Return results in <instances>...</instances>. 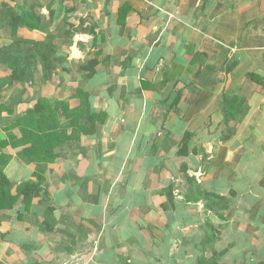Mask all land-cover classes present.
Wrapping results in <instances>:
<instances>
[{
  "label": "crops",
  "instance_id": "1",
  "mask_svg": "<svg viewBox=\"0 0 264 264\" xmlns=\"http://www.w3.org/2000/svg\"><path fill=\"white\" fill-rule=\"evenodd\" d=\"M0 142V264H264V0H0Z\"/></svg>",
  "mask_w": 264,
  "mask_h": 264
},
{
  "label": "trees",
  "instance_id": "2",
  "mask_svg": "<svg viewBox=\"0 0 264 264\" xmlns=\"http://www.w3.org/2000/svg\"><path fill=\"white\" fill-rule=\"evenodd\" d=\"M42 44H39V46ZM50 70H54V66L50 67ZM94 73V70L90 71V75H92ZM45 101V103H48L46 99H41L36 107H35V111L37 112V108L39 107V105L41 104V102ZM49 105V109L51 111V115L54 117H58L60 118L61 116V120H63V125H68V124H74V122H70L67 123L66 121L68 119H73L74 120V109L71 108L70 104L68 101H57L54 103H49L47 104ZM60 110H63V112L61 113V115L59 114ZM21 125H23V121L21 120ZM42 128V127H40ZM14 140V139H13ZM51 140L53 141V137H51L49 134H43V135H38L36 133L32 132H28V134H26L25 132H22V137L19 138V141H17V143H19V145H25V144H29L31 143V147L27 148L24 150L23 154H25L31 162L33 161H39L41 158L40 155V147H42L43 145H47V142ZM7 142H0L1 146H6ZM3 157V158H2ZM0 158L3 159V162H0V208L2 209H6V208H11L13 207V205L15 204V202L17 201L19 196H23L25 197L26 201L28 202L29 199L32 197V195L39 189V187L41 186L42 182H43V177L36 174L35 178L38 179L39 181H31V182H21L18 185L17 188V193L16 194H12V184L9 181V179L6 177L5 173H4V167L7 164V161L9 160V157H5V156H1ZM45 159H47V157H44ZM38 182V183H37ZM206 199V205H211V204H215L217 203V197H215L213 194H207ZM212 208V207H211ZM215 232V231H214ZM217 237H215L212 241L216 240ZM220 257H221V253H217L214 252L213 256L211 258H206L201 259V264H223L220 261Z\"/></svg>",
  "mask_w": 264,
  "mask_h": 264
},
{
  "label": "rangeland",
  "instance_id": "3",
  "mask_svg": "<svg viewBox=\"0 0 264 264\" xmlns=\"http://www.w3.org/2000/svg\"><path fill=\"white\" fill-rule=\"evenodd\" d=\"M77 257H79V256H77Z\"/></svg>",
  "mask_w": 264,
  "mask_h": 264
}]
</instances>
